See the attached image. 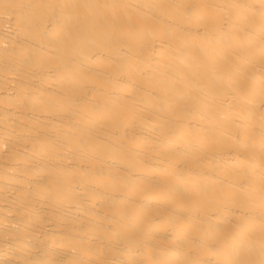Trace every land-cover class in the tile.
Segmentation results:
<instances>
[{
  "label": "bare ground",
  "instance_id": "obj_1",
  "mask_svg": "<svg viewBox=\"0 0 264 264\" xmlns=\"http://www.w3.org/2000/svg\"><path fill=\"white\" fill-rule=\"evenodd\" d=\"M0 264H264V0H0Z\"/></svg>",
  "mask_w": 264,
  "mask_h": 264
}]
</instances>
